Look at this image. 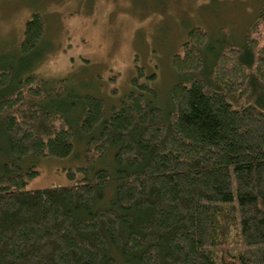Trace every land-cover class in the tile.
<instances>
[{
	"label": "trees",
	"instance_id": "16d2710c",
	"mask_svg": "<svg viewBox=\"0 0 264 264\" xmlns=\"http://www.w3.org/2000/svg\"><path fill=\"white\" fill-rule=\"evenodd\" d=\"M44 35L0 59V264H264V6L238 44L188 30L168 106L138 67L112 106L36 76ZM79 143L72 184L28 189Z\"/></svg>",
	"mask_w": 264,
	"mask_h": 264
},
{
	"label": "rangeland",
	"instance_id": "374dc122",
	"mask_svg": "<svg viewBox=\"0 0 264 264\" xmlns=\"http://www.w3.org/2000/svg\"><path fill=\"white\" fill-rule=\"evenodd\" d=\"M263 6L264 0H0V59L22 63L6 52L17 46L26 21L39 13L45 37L32 60L36 76L52 82L68 78L81 94L102 97L112 106L135 89L133 79L144 69L143 81L168 106L169 90L179 81L171 60L188 30L201 28L214 40L231 34L238 44ZM83 161L82 143L68 159L37 160L41 173L28 189L72 184L63 169L84 167ZM111 163L112 155L94 168Z\"/></svg>",
	"mask_w": 264,
	"mask_h": 264
}]
</instances>
